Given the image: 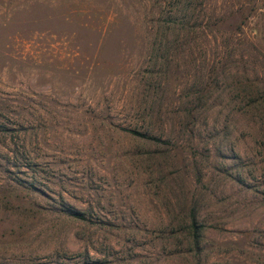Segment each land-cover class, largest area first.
Instances as JSON below:
<instances>
[{
  "label": "rangeland",
  "instance_id": "rangeland-1",
  "mask_svg": "<svg viewBox=\"0 0 264 264\" xmlns=\"http://www.w3.org/2000/svg\"><path fill=\"white\" fill-rule=\"evenodd\" d=\"M0 264H264V0H0Z\"/></svg>",
  "mask_w": 264,
  "mask_h": 264
},
{
  "label": "trees",
  "instance_id": "trees-1",
  "mask_svg": "<svg viewBox=\"0 0 264 264\" xmlns=\"http://www.w3.org/2000/svg\"><path fill=\"white\" fill-rule=\"evenodd\" d=\"M134 134H137V136H140V137H144V138H148V139H151V140H155V137H151V136L147 137V136L139 134V133H134ZM74 216L77 219H80V220L83 219V215H81L79 212H74ZM192 226H193V229L196 230V224H195V219L194 218H193V221H192ZM194 237L198 238L197 230L194 233Z\"/></svg>",
  "mask_w": 264,
  "mask_h": 264
}]
</instances>
